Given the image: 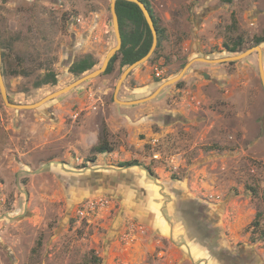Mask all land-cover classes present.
<instances>
[{
    "label": "rangeland",
    "instance_id": "374dc122",
    "mask_svg": "<svg viewBox=\"0 0 264 264\" xmlns=\"http://www.w3.org/2000/svg\"><path fill=\"white\" fill-rule=\"evenodd\" d=\"M110 1L0 0L1 69L12 103L67 87L80 78L70 65L86 54L99 68L116 45ZM148 1L164 35L141 67L159 86L194 58L236 56L264 38V0ZM238 39L241 52H227L223 45ZM47 71L57 85L35 89ZM120 74L117 63L38 110L10 109L0 95V264H264L257 53L195 62L178 85L133 106L113 99ZM145 86L128 77L118 99L154 93L156 85ZM101 140L111 152L92 151Z\"/></svg>",
    "mask_w": 264,
    "mask_h": 264
},
{
    "label": "trees",
    "instance_id": "16d2710c",
    "mask_svg": "<svg viewBox=\"0 0 264 264\" xmlns=\"http://www.w3.org/2000/svg\"><path fill=\"white\" fill-rule=\"evenodd\" d=\"M148 9L149 13L152 16L155 28L158 34V45L157 49L154 52V55L147 62L151 63L154 56L159 53L161 48L162 38L164 35V30L159 26V20L154 16L151 9L150 3L148 0H140ZM116 13L119 21V28L122 37V46L120 51L112 58L110 61L107 70L103 75H109L114 71L115 65L118 63L119 72H122L126 67L138 61L144 57L149 51L152 43V37L150 30L143 18V15L136 4L126 2L123 0H118L116 2ZM255 46H259L264 42V38H256L254 40ZM225 50L231 54H237L241 52L243 41L241 39L233 41L232 45L227 44L223 45ZM99 63L94 59L91 54H86L79 60L73 62L69 67V73L75 77H81L84 74L92 71ZM186 64L182 65V68ZM142 66V65H141ZM140 67V66H139ZM131 75V74H130ZM129 75V76H130ZM157 83L160 80H156ZM179 84V83H178ZM176 84V85H178ZM57 85V78L54 71H47L44 76L35 82V89H39L42 86ZM92 151L96 154H105L112 151L107 141L101 140L99 144L92 148ZM138 165L135 161L133 162H124L120 163L118 167L128 168ZM100 259H95L94 263L98 264Z\"/></svg>",
    "mask_w": 264,
    "mask_h": 264
},
{
    "label": "water",
    "instance_id": "95a60500",
    "mask_svg": "<svg viewBox=\"0 0 264 264\" xmlns=\"http://www.w3.org/2000/svg\"><path fill=\"white\" fill-rule=\"evenodd\" d=\"M118 0H111L110 1V13H111V17H112V26H113V31H114V35H115V39H116V45L114 47H112L105 55L101 65L99 68L92 70L86 74H84L83 76H81L80 78H78L76 81H74L73 83H71L70 85H68L65 88H62L54 93H51L50 95L44 97L43 99H41L40 101L33 103V104H28V105H22V104H15L12 103L7 95V91L4 85V81H3V75H2V69H1V65H2V52H1V46H0V95L1 98L3 100V103L6 107L13 109V110H38L40 109L43 105H45L46 103L56 99L57 97H60L66 93H69L70 91H72L73 89H76L77 87L81 86L82 84L96 79L98 77H100L101 75H103L105 73V71L107 70V67L110 63V61L112 60V58L120 51L121 46H122V37H121V33H120V28H119V21H118V16L116 13V2ZM126 2H130L133 4H136L138 6V8L140 9L143 18L150 30L151 33V37H152V43H151V47L149 49V51L147 52V54L142 57L141 59H139L138 61L134 62L133 64L129 65L128 67H126L120 74V77L116 83L115 89H114V95H113V99L116 103H118L119 105L122 106H133V105H139V104H143L146 102L151 101L152 99H154L157 95H159V93L169 87L172 86L174 84H177L185 75V73L190 69L191 65L195 62H203L206 64H224V63H231V62H236L239 60L244 59L245 57L253 54V53H257L258 56V69H259V75H260V80H261V84L262 87L264 89V68H263V59H262V50L260 46H255L239 55L236 56H231V57H225V58H218V59H208V58H194L192 60H190L180 71V73L170 79H168L167 81L163 82L157 89L156 91H154V93H152L150 96L144 98V99H140V100H134V101H120L118 99V94L119 91L123 85V83L127 80V78L129 77V75L139 66L147 63L149 61V59L152 58V56L154 55L155 50L157 49V45H158V34H157V30L155 28L153 19L151 14L149 13L148 9L146 8V6L140 1V0H123ZM203 76L205 77V79H208L209 76L206 74H203Z\"/></svg>",
    "mask_w": 264,
    "mask_h": 264
},
{
    "label": "crops",
    "instance_id": "0c3cea01",
    "mask_svg": "<svg viewBox=\"0 0 264 264\" xmlns=\"http://www.w3.org/2000/svg\"><path fill=\"white\" fill-rule=\"evenodd\" d=\"M103 61V60H102ZM102 61H100L102 63ZM101 65V64H100ZM99 65V67H100ZM156 69V68H154ZM153 69V70H154ZM119 70V69H118ZM149 68L147 69H144V67H137L132 73H131V76H129V79L135 83L136 85H139V86H145L147 88H149V85L151 84H154L156 85V89L159 87V84H157L156 82H148V80L150 79V76H149ZM140 89V88H139ZM156 89L154 91H156ZM136 90V86L135 88H129V94L131 93H134V91ZM150 91L146 89L145 93H149ZM151 93V92H150ZM146 96L142 97V98H136L135 100H140V99H144ZM121 101H124L126 102L127 100H121ZM131 101H134V100H131ZM143 220H147L145 217L143 218ZM150 217H149V220L145 221L147 224L150 223ZM152 221V220H151ZM171 230H172V227H171ZM172 232V231H170Z\"/></svg>",
    "mask_w": 264,
    "mask_h": 264
},
{
    "label": "built area",
    "instance_id": "2783aa9c",
    "mask_svg": "<svg viewBox=\"0 0 264 264\" xmlns=\"http://www.w3.org/2000/svg\"><path fill=\"white\" fill-rule=\"evenodd\" d=\"M155 76H156V77H159V76H160V73L157 71V69H155ZM87 206H89V207H88V211H92L93 206H92L91 204H89V205H87ZM86 211H87V210H81V211H79V215H80V216H84V214H85Z\"/></svg>",
    "mask_w": 264,
    "mask_h": 264
},
{
    "label": "flooded vegetation",
    "instance_id": "af4514ba",
    "mask_svg": "<svg viewBox=\"0 0 264 264\" xmlns=\"http://www.w3.org/2000/svg\"><path fill=\"white\" fill-rule=\"evenodd\" d=\"M152 215H153V219H154V221L152 222L153 226H155V228H157L158 230L162 231L161 223L157 224L155 215L153 213H152ZM145 221H147V220H145Z\"/></svg>",
    "mask_w": 264,
    "mask_h": 264
}]
</instances>
